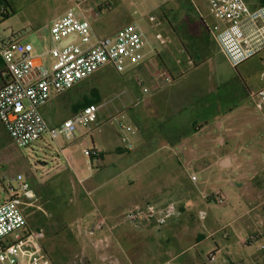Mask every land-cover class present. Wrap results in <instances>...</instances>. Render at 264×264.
<instances>
[{"label":"rangeland","instance_id":"1","mask_svg":"<svg viewBox=\"0 0 264 264\" xmlns=\"http://www.w3.org/2000/svg\"><path fill=\"white\" fill-rule=\"evenodd\" d=\"M7 1L12 11L8 19L0 16V34L19 35L24 42L34 44L39 52H46L51 47L50 25L66 11L68 0ZM126 1L137 7L139 12H147V19L138 23L145 34L149 38H155L159 45L161 40L168 43L162 31H154L155 27L162 26V12L148 10L157 5L159 0ZM200 13L196 7L190 11L193 19L198 18ZM257 57L260 58V55ZM261 59L255 77L259 82L264 81V56ZM44 60L47 65L52 61L48 56ZM147 74L146 70L140 73L136 66L118 72L112 65H107L57 99H52L46 110L52 108L53 112H61L60 116H64L66 112H79L82 108L77 109L76 106L89 98L95 101L94 106L101 107V114L108 116V113L124 112L130 118L128 122L134 125V113L139 110V105H136V90L140 89L136 82L143 80L148 86ZM140 95L141 107L147 109L150 94ZM248 99L250 112H235L229 121L225 118V123L223 117H218L214 124L210 123L205 129L193 134L183 145L165 141L166 138L169 139L167 130L172 127L171 122H168L161 129L155 128L150 133H142L141 136L149 137L147 149L143 153L126 155L117 166L102 169L96 167L99 164L96 161L92 171L88 170L91 158L84 153L87 148H92L91 139L88 137L86 141L83 136L80 137V131L77 133L78 139L71 140V167L62 157L58 159L49 136L45 135L28 148L20 149L0 122V163L9 164L0 173V200L8 197L3 187L8 188L11 183L18 188L19 183L14 179L18 174L23 175L37 196L33 206L24 211L29 229L42 235L40 245L53 264H127L124 263V254L138 263V259L150 255L149 251L154 252L151 255L155 258L154 262L162 264L163 256L174 255L183 249L185 242L208 235L210 237L204 243L184 258L191 256L198 259L199 255L207 258L217 249L218 244L221 251L216 252V260L212 264H225V259H229L226 264H259V261L264 264V248H260L264 245V116L253 105L250 97ZM213 114L207 119H212ZM105 115L102 116L107 117ZM192 117V114L187 115L184 133L191 129L188 120L192 122ZM202 121L203 118L197 122ZM113 125L117 126L115 122ZM98 134L95 132L93 136ZM129 138L134 137L129 135ZM247 152L255 158L251 159ZM224 155L232 158V164L229 161L227 167L220 163ZM139 159L142 162L135 167ZM178 160L182 161L183 168L176 173ZM84 171L90 175L83 176ZM142 172H147L148 176L141 180L139 177L143 175ZM119 173L121 175L118 178H112ZM193 175L197 178L196 182L191 179ZM175 176L178 187L171 193L188 195L194 202L191 210L180 204L183 217L173 229L175 237L161 239L134 233L115 248L113 244H109L108 237L97 238L92 242L93 245L83 241L87 239L85 236H90L85 233L83 219L91 212V208H99L104 212L113 208L123 212L133 206L136 198L144 199L145 196L152 203L154 199L148 195L152 194L151 190L155 193L165 189L163 195L169 194L170 186L174 183L169 179ZM147 191L150 193H146ZM215 193L226 199L225 204L213 201L211 196ZM204 195L209 197L206 201L203 199ZM200 211L206 212L204 220L199 218ZM252 237L259 239L254 245L242 243V239ZM104 238L108 239V243L102 245L99 240ZM184 258L169 264H182Z\"/></svg>","mask_w":264,"mask_h":264},{"label":"built area","instance_id":"2","mask_svg":"<svg viewBox=\"0 0 264 264\" xmlns=\"http://www.w3.org/2000/svg\"><path fill=\"white\" fill-rule=\"evenodd\" d=\"M190 1L197 7V0ZM209 5L215 18L226 25L208 24L207 29L232 67H238L264 48V5L256 10L244 0H209ZM49 31L51 47L45 55L52 61L48 65L39 59L41 56L35 55L31 44L0 34V61L9 78L0 88V121L13 143L25 149L45 135L51 141L59 138L71 141L79 130L89 135L115 122L122 145L131 149L129 135L135 130L124 112L103 117L101 107L89 106L58 126H50L41 110L53 97L71 90L107 65L124 72L146 62L151 44L145 32L137 23H130L113 35L98 37L91 22L78 18L72 9L52 21ZM66 40L69 42L64 44ZM163 79L170 82L172 78L165 74ZM136 85L144 95L152 91L143 80H138ZM250 99L264 116V88L252 93ZM84 153L91 159L101 157V151L95 148L86 149ZM191 179L197 181L194 175ZM14 180L19 187L15 188L11 183L8 188L3 187L8 197L0 200V264H53L40 245L42 235L29 229L24 212L33 206L37 196L23 175L18 174ZM207 198L203 196L204 200ZM211 198L221 204L226 202L219 193ZM98 214L95 222L85 228V233L90 236L104 230L112 233L127 226L149 224L161 227L178 217L180 209L175 202L149 203L143 208L128 210L112 223ZM205 217L206 212L200 211L199 218L204 220ZM257 239H243V244L252 246ZM99 243L107 244L108 239H100ZM209 258L213 260L214 255Z\"/></svg>","mask_w":264,"mask_h":264},{"label":"crops","instance_id":"3","mask_svg":"<svg viewBox=\"0 0 264 264\" xmlns=\"http://www.w3.org/2000/svg\"><path fill=\"white\" fill-rule=\"evenodd\" d=\"M244 1L252 10H256L264 5V0ZM7 4H9L7 0L1 2L0 12L2 14L5 13L4 8H6ZM67 4L68 7L66 11L55 19L65 15L72 9L78 18H85L91 22L93 32L98 37L113 35L126 25L130 23L138 24L140 21L146 20L148 16L147 12H139L137 7L128 4L126 0H68ZM193 7L195 8L196 6H194L190 0H159L157 5L148 9L156 13L162 12V17L160 18V24H162V26L155 27L154 31H158V33L162 31V34L168 41V43H163L164 40H161L159 45V42L156 41L155 38H149L146 35L151 44V47L148 49V58L146 62L136 67L140 73L144 72V70L148 73V86L152 88L150 96L148 97V108L144 109L141 107V101L139 100L142 97L140 95L142 92L140 89H137L136 105H139V110L134 113V125H132V122H129L132 127L134 126L133 128L135 130V133L132 135L134 138L130 139L132 145L131 149L122 145L117 126L107 124L104 125L101 130L94 131L89 135H85L81 130H79L80 132L78 131L80 137L83 136L86 141L88 137H90L92 148L101 151V157L99 159H91V165L90 168L88 167V170H94L96 161L99 162L96 167L102 169L109 166H117L126 155L143 153V150L147 149V140H149V137L145 138L141 136L142 133H150L151 129L155 128L161 129L163 125L168 124V122H171V126L176 127V132L180 134L182 131L181 129H183V122L185 124V120L182 119L184 112H209V116L215 112L213 117H211L212 119L208 120V124L205 127H208L210 123L214 124V120L218 117H223L225 123V118H228L229 121V119L235 115V112H250L247 106V101H249L248 98L252 93H256L264 88V81L259 82L255 79L261 65L260 63L262 62L261 57L264 56V48L257 54L260 55V58L256 55L240 64L238 67H232L207 29L208 24H219L221 27H224L226 25L225 22L215 18L209 5V0H197L196 8L200 10L201 13L200 15L197 14L198 18L196 19H193L194 17L190 15V11H192V9L194 10ZM165 25L167 29H165ZM5 37L31 44L34 48L35 55L41 56L39 59L45 63L44 58L46 52H39L34 44L24 42L23 37L15 34ZM4 68V64L0 61V73ZM165 74L171 76L172 79L170 82H166L163 79ZM8 80L7 73H2L0 88H2ZM59 96H55L52 99H57ZM52 99L41 110L50 126H58L77 113L64 112L65 115L60 116L59 114L61 112H53L52 108L46 110V106ZM58 108H61L60 102ZM110 114L108 113V116ZM102 115L105 114H101V116ZM128 119L130 120V118ZM217 123L220 124L219 122ZM1 124L3 125L2 122ZM3 127L5 128L4 125ZM178 127L180 129H178ZM205 127L202 129H205ZM170 128L171 127H169L168 130ZM95 132L99 133L98 136H93ZM137 135H139V137H137ZM78 137L77 134L73 141H76ZM189 137L182 139L176 144L183 145ZM150 138L153 139L151 134ZM73 141H66L62 138L52 141L58 159L62 157L64 161H66V164L71 167L73 164L71 155ZM165 141L171 142L170 139L167 138ZM255 143L258 142H254V144ZM121 149H126L127 151L121 152ZM247 153L251 155V157L249 156L251 159L255 158L253 154ZM225 158H228L231 165L232 158L228 155H224L220 163L222 164ZM141 162L142 159H139L137 163H135V167ZM176 163L177 167L175 168V172L178 173L182 171L183 163L181 160H178ZM43 164L47 165L46 162ZM142 174L143 175L139 177L141 180L148 176L147 172H142ZM82 175L88 176L90 174L84 171ZM120 175L121 173L112 178H118ZM169 180L174 181L170 186L169 194L163 195L165 189H162L155 193H153L154 190H151L152 194L148 195L154 199L152 203L158 205L167 202H175L180 209V215L178 217L161 227L148 224L139 227H122L112 233L104 230L101 233H97L96 236H85L87 239L83 241L92 243L97 238L108 237L110 241L109 244H113L115 248L117 244H122L124 242L123 239L133 236L134 233H136V235L148 234L152 237H159L161 239H165L166 237L172 239V237H175L174 234H172L173 229L182 221L183 217V215L181 216L182 206L180 204H184L187 206L188 210H191L194 202L188 195L178 196L175 193H171L177 190L178 185L175 183V181L177 182V176L174 178L170 177ZM146 193H150V191ZM145 197L144 199L136 198L133 206L123 212L115 211L113 208L105 212L99 208H91V212L83 219L84 228L90 227L95 222L99 215L98 212L104 216L108 222L112 223L122 217L128 210L145 207L150 203L147 201L148 197ZM260 226H262V224H260ZM209 237V235L201 236L200 239L195 238L192 241L185 242L183 249L178 250L174 255L168 254L167 256H163L161 260L164 261V263L162 264H169L176 259L184 258L186 255L190 254L193 249L201 245V243H204ZM125 250L128 251L127 246H125ZM125 250L121 251L124 252ZM220 251V246L217 244V249L213 251V260H210L209 256L203 258L199 255L198 259L189 256L187 259L184 258V261L188 262V264H212V262L216 260V252L219 253ZM169 252H165V254ZM149 253L150 255L146 254L148 257L145 256L143 259H138V263L136 261L133 262L129 256L124 254V263L145 264L144 261H146L147 264H157L154 262L155 258L151 256L154 252L149 251ZM184 261H182V264H186ZM224 263H229V259H225Z\"/></svg>","mask_w":264,"mask_h":264},{"label":"trees","instance_id":"4","mask_svg":"<svg viewBox=\"0 0 264 264\" xmlns=\"http://www.w3.org/2000/svg\"><path fill=\"white\" fill-rule=\"evenodd\" d=\"M4 1H6V0H0V4H1V2H4ZM0 10H1V7H0ZM4 11H5V13L4 14H2L1 12V14H0V16H2L3 18H5V19H8V18H10V14H11V11H10V8H9V4H7V6H6V8H4ZM7 73V71L5 70V68H4V70L0 73V78H2V73ZM95 103V101L94 100H92V99H89V98H86V100H85V102L84 103H80L79 105H77L76 106V108L78 109V108H86V107H89V106H94L93 104ZM208 113L209 112H184V116H183V120H186V117H187V115L188 116H190V114H192L194 117H192L193 118V121L192 122H190V120H188V124L189 125H191V129L190 130H188V132H186V133H184L183 132V129H184V122H183V125H182V127H183V129H182V131H181V133L180 134H178L176 131V127H171L168 131H167V133H168V135H169V139H170V141H171V143L172 144H176V143H179L182 139H184V138H187V137H189V136H191V135H193L194 133H197L198 131H200L202 128H204L207 124H208V120L209 119H207L208 117H209V115H208ZM202 118H203V121H202V123H199V122H197L198 121V119H201L202 120ZM175 125V124H174ZM178 129H180L179 127H178ZM121 152H126L127 150L126 149H121L120 150ZM9 167V164L7 163V162H1L0 163V173L4 170V169H6V168H8ZM213 255H214V253H213Z\"/></svg>","mask_w":264,"mask_h":264},{"label":"water","instance_id":"5","mask_svg":"<svg viewBox=\"0 0 264 264\" xmlns=\"http://www.w3.org/2000/svg\"><path fill=\"white\" fill-rule=\"evenodd\" d=\"M68 42H69V40H66V41H64V44H66V43H68ZM222 164H223V166L227 167L228 164H229V160H228V158H225V159L223 160Z\"/></svg>","mask_w":264,"mask_h":264}]
</instances>
